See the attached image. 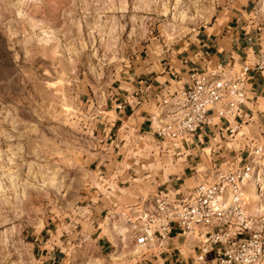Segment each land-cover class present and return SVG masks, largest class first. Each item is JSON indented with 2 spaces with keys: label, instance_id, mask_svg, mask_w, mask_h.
I'll return each instance as SVG.
<instances>
[{
  "label": "rangeland",
  "instance_id": "1",
  "mask_svg": "<svg viewBox=\"0 0 264 264\" xmlns=\"http://www.w3.org/2000/svg\"><path fill=\"white\" fill-rule=\"evenodd\" d=\"M246 10L255 15L251 29L262 36L258 53L264 56V0H0V264H48L49 240L55 237L72 240L63 252V264H93L96 259L103 264H133L130 254H138V248L125 247L123 236L114 237L116 253L101 254L80 241L90 231L80 214L73 222L68 215L61 218L50 205L43 207L47 204L42 195L45 182L59 179L45 163L58 148V141L49 133L59 127L76 136L87 135V130L80 131V116L94 115L91 136L97 138L98 147L93 151L113 153L112 139L98 133L111 121L107 118L113 117L106 112L112 87L134 76L139 68L159 64L186 35L208 25L219 30L228 18ZM91 50H95L92 66L101 75L98 79L89 76L83 83L84 61ZM100 115L107 116L102 121ZM153 137L145 138L139 149L129 146L120 152L121 158L140 157L144 164L135 167L144 176L154 172L149 194L179 185L174 171L180 164L182 168L191 164L193 156L192 147L184 144L187 159H174L173 148L176 144L182 148V144ZM257 138L255 135L246 145L238 133L222 136L230 143L225 148L228 156H238L241 164L251 163L257 174L254 178L264 179V155L250 156L246 150L254 142H264ZM205 145L209 143L201 144ZM206 151L213 155L210 148ZM59 155L57 152L54 158ZM197 159L201 160L199 154ZM87 167L94 173L96 162ZM104 168L100 166L98 179L86 176L93 183L90 191L94 195L90 201L74 203L80 213L90 211L89 203H102L95 193L115 199L109 194L123 193L129 180L140 179L132 166L124 167L129 171L124 180L102 177ZM195 184L196 179L184 186ZM246 193L256 211L259 205L250 197L251 186ZM108 210L103 211L106 229L114 227Z\"/></svg>",
  "mask_w": 264,
  "mask_h": 264
},
{
  "label": "built area",
  "instance_id": "2",
  "mask_svg": "<svg viewBox=\"0 0 264 264\" xmlns=\"http://www.w3.org/2000/svg\"><path fill=\"white\" fill-rule=\"evenodd\" d=\"M255 67L264 70V57L260 56L253 63L249 60L239 61L235 58L216 59L204 56L200 69L191 74L188 87L163 94L153 113V132L162 140H169L172 129L164 120L170 121L175 128L183 126L188 137L197 135L205 125H210L214 118L226 121L230 126L229 133L238 127V115L242 106L249 99L250 71ZM199 117V118H197ZM188 138L181 137L179 142ZM264 155V145L257 143L248 149V155ZM244 186L239 192L228 190L221 192L215 188V198L211 192L196 194L195 186L180 185L164 188L148 194L143 201L137 200L131 207H126L115 215L121 222L124 242H131L139 253H164L174 230H178L186 239L198 243V252L194 264H260L264 260V221L261 216L264 210L252 211L247 199L246 188L255 176L256 170L249 162H238ZM243 197L246 203L243 208L234 212L242 213L246 220L253 221L252 228L243 232L227 235L230 222L211 224V218L232 206L233 202ZM211 224V228H209ZM243 236V239H241ZM254 248H258L252 256Z\"/></svg>",
  "mask_w": 264,
  "mask_h": 264
},
{
  "label": "crops",
  "instance_id": "3",
  "mask_svg": "<svg viewBox=\"0 0 264 264\" xmlns=\"http://www.w3.org/2000/svg\"><path fill=\"white\" fill-rule=\"evenodd\" d=\"M253 22H255V15L248 14L246 10L244 13H238L228 18L219 30L217 27H210V25L200 28L193 35H186L178 40L172 52L167 54L159 64L149 65L143 69L139 68L134 72V76L126 77L128 80L112 87L111 95L106 104V108L109 105L110 107L106 109V112L108 110L113 117L107 118L111 121L106 123V127H101L98 133L102 134L101 138L110 137L113 153L117 147L119 152L114 153L110 173L109 168L105 166L108 161L100 165L105 166L104 170L101 171L102 177H116L118 180L128 179L129 171L124 168L125 166L144 164L142 160L140 161V157L126 156L121 158L120 152H125L129 146L133 149H139L145 138H148V140L154 138L152 116L161 96L167 92H174L188 87L191 83V74L193 71L200 69L204 56L209 55L211 58L216 59H230L233 57L239 61L249 60L252 63L260 56L264 57L258 53V45L262 36L260 37L257 30L251 29V23ZM250 77L249 99L239 112L238 127L233 133V135L236 133L241 135L246 145L257 133H259L258 138L264 140V131H260L261 128H264V70L261 71L253 67L250 71ZM149 101H151V104L148 103ZM100 116L103 121L107 115ZM229 128L230 126L227 125L226 121L214 118L210 125H205L197 135L190 137L191 143L189 139L179 143L182 146L189 144L192 148L199 147L204 156L212 157L206 151L208 148H210V151L215 149V151L222 152L225 148H228L227 144L230 143L223 141L222 136L229 133ZM150 134L152 135L150 136ZM101 141L103 142L102 139ZM205 141L209 143V146L202 147L201 144ZM107 143L108 140H106ZM255 144L257 142L253 143V145ZM249 147H246V150ZM172 151L173 157L177 154L174 159L177 156V159L181 161L187 159L185 151L186 153L188 151L184 146L181 148L179 144H176V148H173ZM190 159L192 162L195 157L192 156ZM196 161V163L184 165L183 168V164L179 165L174 174H178L175 176H177V180H180V184L174 187L190 184V180L194 181L196 179L194 173L198 175L200 160L197 159ZM101 197H106V195ZM97 211L99 216L103 218L105 211L104 213L103 211ZM88 224L90 225L88 227L90 231L80 241L89 243L101 254L116 253L114 250L117 248V244L115 238L110 235L112 233L108 232L106 227L102 231L94 222ZM116 236L120 237L118 232H116ZM49 241H51V244H48L50 249L49 254L46 256L48 264H63L65 262L63 252L66 251L72 240L55 237ZM123 243H125V247L133 246L129 241H123ZM197 252L198 243L196 240L186 239L178 230H174L166 252L160 254L151 251L130 255L133 257V264H194V257Z\"/></svg>",
  "mask_w": 264,
  "mask_h": 264
},
{
  "label": "clouds",
  "instance_id": "4",
  "mask_svg": "<svg viewBox=\"0 0 264 264\" xmlns=\"http://www.w3.org/2000/svg\"><path fill=\"white\" fill-rule=\"evenodd\" d=\"M84 61L83 71L85 73V79L83 83H87L88 77L92 76L93 79H98L101 75L92 66V52ZM98 59V58H97ZM79 73H77L78 75ZM79 84L80 82H76ZM159 99V97H157ZM151 104V101L148 102ZM199 118V117H197ZM80 120V131L84 132L87 130V135L76 136L75 133H69L67 129H60L56 127L54 131L49 134L53 136L55 140L58 141V148L54 150L51 156H48L45 163L46 166L54 170L59 177L55 182H45L46 187L43 190V197L47 200V204L43 205L47 208L49 205L56 209L61 218L64 215H68L70 219L75 222L76 215L80 214L82 216V222L92 223L94 222L99 229L102 231L105 229L104 219L99 216L98 211H103L104 209H109L113 214L120 213L126 209V207H131L137 200L143 201L147 198L149 192H151L154 182L152 177L155 175L154 172H149L147 176L143 175V172L137 169L135 166L133 170L137 172L140 179L137 181L129 180L128 187L123 193H112L109 195H114L115 199H108L106 197H101L99 193H95L96 199L102 201V203H89L88 209L90 211L80 213L76 210L73 205L78 201H90L93 197V192L90 189L93 187V183L86 179V176H94L98 179L100 173V165H105L109 168V173L111 172V165L114 158V153L105 152L101 154L100 152L93 151L94 147H98L97 138L91 136L92 126H94L95 116L81 114ZM163 123L168 124L169 128L172 129L173 135L169 137V142L178 143L181 137L188 138L190 143V137L187 133L183 132V126L173 127L168 120H164ZM260 131H264L261 128ZM259 133H257L258 135ZM102 135V134H101ZM242 146V145H241ZM222 147V145H220ZM189 151L192 153L193 157L199 154L202 159L198 166V175L194 173L196 177V194H207L211 192L213 198H215V192L213 191L214 186L220 189L221 192H226L228 190L239 192L244 186V181L241 179V169L238 168V156L237 158H232L228 156L227 151L217 153L214 149L212 157L204 156L203 152L199 147L190 148ZM57 152L60 153L58 158ZM223 161V162H221ZM96 162V171L91 173L88 171V165ZM191 163H196L193 160ZM107 174V173H106ZM255 178L253 177L249 183H254ZM87 193V195H81L82 193ZM246 201L241 196L237 201L233 202L232 206L211 218V224H217L221 221L230 222L229 231L227 235H232L236 232H243L245 228H252L253 221L246 220L242 213L234 212L236 208H243ZM23 214V213H21ZM91 217V219H90ZM110 221H113V226L117 229L122 225L115 220V215L109 217ZM261 221H264V215L261 216ZM209 224V228H211ZM264 226V225H262ZM243 239V236H241ZM264 239V236L261 237ZM256 252H259L258 248H254L252 256H255ZM264 255V253H262ZM220 264H224L223 261ZM245 264H248L245 261ZM260 264H264V260H261Z\"/></svg>",
  "mask_w": 264,
  "mask_h": 264
},
{
  "label": "bare ground",
  "instance_id": "5",
  "mask_svg": "<svg viewBox=\"0 0 264 264\" xmlns=\"http://www.w3.org/2000/svg\"><path fill=\"white\" fill-rule=\"evenodd\" d=\"M249 186H251V194H250L251 199L254 202L258 203V205H259L258 209H256V210L257 211L264 210V179L262 177H257V178H255L254 183H250ZM261 186H262V189L260 191ZM119 229H121V228H119ZM106 230L108 232L112 233V234H110L112 237H115L117 230L114 227L109 226V228ZM121 230H123V229H121ZM114 257H116V256H114ZM93 264H103V263L101 262V260L96 259L93 261Z\"/></svg>",
  "mask_w": 264,
  "mask_h": 264
}]
</instances>
